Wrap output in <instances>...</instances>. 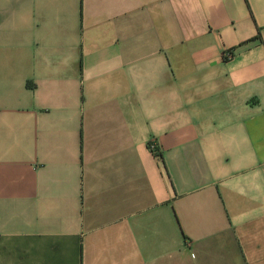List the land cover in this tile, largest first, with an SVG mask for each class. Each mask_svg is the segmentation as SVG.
I'll use <instances>...</instances> for the list:
<instances>
[{"label":"crops","instance_id":"1","mask_svg":"<svg viewBox=\"0 0 264 264\" xmlns=\"http://www.w3.org/2000/svg\"><path fill=\"white\" fill-rule=\"evenodd\" d=\"M0 264H264V0H0Z\"/></svg>","mask_w":264,"mask_h":264},{"label":"built area","instance_id":"2","mask_svg":"<svg viewBox=\"0 0 264 264\" xmlns=\"http://www.w3.org/2000/svg\"><path fill=\"white\" fill-rule=\"evenodd\" d=\"M222 56H223L224 58H230V57L232 56V53H231L230 50H225V51L223 52ZM149 148H150L151 150H154V149H155L153 144H149Z\"/></svg>","mask_w":264,"mask_h":264},{"label":"trees","instance_id":"3","mask_svg":"<svg viewBox=\"0 0 264 264\" xmlns=\"http://www.w3.org/2000/svg\"><path fill=\"white\" fill-rule=\"evenodd\" d=\"M27 85H29V83L27 82Z\"/></svg>","mask_w":264,"mask_h":264}]
</instances>
